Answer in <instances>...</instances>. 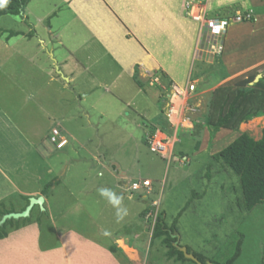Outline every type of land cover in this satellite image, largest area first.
<instances>
[{"label":"rangeland","instance_id":"rangeland-1","mask_svg":"<svg viewBox=\"0 0 264 264\" xmlns=\"http://www.w3.org/2000/svg\"><path fill=\"white\" fill-rule=\"evenodd\" d=\"M217 1L31 0L23 16L0 18V34L36 32L48 48L53 42L54 58L64 59V80H58L64 83L67 139L61 159L55 152L52 156L64 168L58 183L46 189L53 192L54 206L50 211L34 206L27 217L13 218L17 226L29 223L0 241V264H64V246L58 239L59 234L64 237V227H69L73 245L68 249L71 261L78 264H109L108 256L96 248L106 245L118 229L140 237L139 258L131 256L124 264H192L166 258L167 248L152 238L155 213L141 215L148 203L164 214L169 226L176 221L180 246L205 261H225L241 242L235 264H264V203L245 210L238 177L212 157L242 132L258 140L264 114L242 122L238 131H215L206 122L211 92L264 56V30L252 32L253 21L229 23L217 55L210 37L185 9V4L201 3L206 15L231 18L251 7L257 19L264 3L232 0L233 5L216 8ZM49 26L62 31L64 47L49 37ZM18 38L23 47L38 42ZM116 49L138 54L128 74L119 69L123 60ZM189 76L197 85L195 110L187 113L190 129H178L179 141L168 161L143 143L145 129L154 124L171 137L162 113L165 89L170 82L184 86ZM53 128L59 129L56 123ZM143 179L151 182L150 190L127 189Z\"/></svg>","mask_w":264,"mask_h":264},{"label":"crops","instance_id":"crops-1","mask_svg":"<svg viewBox=\"0 0 264 264\" xmlns=\"http://www.w3.org/2000/svg\"><path fill=\"white\" fill-rule=\"evenodd\" d=\"M260 2L263 4L264 0H260ZM218 5L223 7L233 5V2L227 0L224 3L218 2ZM218 5L216 4V8ZM259 9L261 10L257 14V19H255L254 8H241L240 11H252V32L264 30V6ZM108 20L110 23L116 22L114 17H108ZM50 28L49 26V37H53L57 40V45L64 47L62 31H51ZM6 32L8 31L0 34V211L20 212V208L26 205V198L29 200L39 196L43 198L42 208L44 211H50L55 204L53 192L43 193V189L46 183L54 181L58 183V178L64 175L63 164L56 165L52 156L55 152V158L60 160L59 152L67 145L63 126L64 83L58 80V77L64 80V59L60 62L54 58L56 47L53 42H50L51 47L48 48L45 41L38 37L36 32L28 35L27 31H14L18 32V35L14 36H9ZM239 32L244 31L241 28ZM19 35L21 39H26L27 43L37 38L41 47L37 46L38 42H35V46L29 47L28 45L27 47L19 45ZM13 37L16 41L12 40ZM222 37L223 35L213 40L222 45ZM213 40H209V45L214 42ZM13 41L14 43H12ZM130 47L138 53L137 48ZM124 52V50L122 52L117 50L116 54H119L120 59L123 60L122 64L119 63L121 65L119 69L123 67L122 71L126 70L127 72L131 59L138 57L139 53H131V51L129 55H126ZM109 53L114 58L116 57L114 52L111 53L109 50ZM139 56L141 55L139 54ZM115 60L118 61L116 58ZM225 63H222L224 70ZM262 64H264V56L237 72L243 74L259 68ZM231 74L233 72L227 75ZM53 123H56L58 130L53 128ZM54 130L57 132L56 134L53 133ZM60 142H66V145L58 148L56 144ZM176 143L172 149V155ZM60 168L62 171L57 174ZM34 206L39 207V205H33L30 212ZM28 223L18 227H8L4 239L22 230ZM68 230L69 227H64V237L62 234L58 235L60 243L64 246V264H78L75 260L71 261L70 251H68L72 245L67 237ZM119 231V229L115 232L112 231L109 236L110 241L106 245H97L96 248L98 254L104 253L103 255L108 256L109 264L130 262L131 256L139 258L140 242L137 240L140 238L139 234L131 235V233H120ZM2 240L0 239V241ZM61 241H64V244Z\"/></svg>","mask_w":264,"mask_h":264},{"label":"trees","instance_id":"trees-1","mask_svg":"<svg viewBox=\"0 0 264 264\" xmlns=\"http://www.w3.org/2000/svg\"><path fill=\"white\" fill-rule=\"evenodd\" d=\"M30 1L0 0V18L5 15L23 16L24 9ZM217 17L229 18L230 16L219 15ZM8 35H18V32L10 31ZM257 76L260 78L257 79ZM246 87L249 88L245 89ZM262 114H264V64L259 68L252 69L229 80L221 87L213 90L208 104L206 122L215 131L221 129L238 131V127L242 122ZM212 157L220 161L238 177L242 195L241 204L245 210L250 211L256 205L264 203V128L258 140L242 132ZM52 183H55V181L45 184L43 193H46V189ZM26 203H28V198H26ZM11 212L13 210H2L0 216ZM147 212L155 213L152 238L160 240L167 248L165 252L166 258L175 262L189 261L192 264H196L192 260L186 259L179 250L181 246L179 244L176 221H173L169 226L165 221L164 214L157 212L154 206L149 203L141 212V215ZM14 220L9 218L0 225V239L7 235L8 227H18L13 223ZM187 252L190 253L188 249ZM240 252L241 242H237L233 253L225 261L210 260V262L212 264H235ZM192 254L200 263H205L206 259L204 257L195 253Z\"/></svg>","mask_w":264,"mask_h":264},{"label":"built area","instance_id":"built-area-1","mask_svg":"<svg viewBox=\"0 0 264 264\" xmlns=\"http://www.w3.org/2000/svg\"><path fill=\"white\" fill-rule=\"evenodd\" d=\"M185 9L189 12L188 17L190 20L198 23L201 29H203L204 35H206V37L209 36L210 40H215L224 35L226 27L231 22L240 23L253 20V13L251 10L236 12L231 18H218L217 16H207L205 9L201 7V3L196 5L189 3L186 5ZM210 44L214 53L220 55L222 52V45L215 41ZM165 90L167 93L165 95L166 102L162 113L166 125L169 127L168 129L171 137L168 136L169 134L165 128H158L156 125L151 124L149 126L147 125L146 128L148 129H145L143 142L152 153L169 161L173 159L172 149L174 144L178 141L176 136L178 129H182V131L190 129L189 126L191 122L190 119L187 118V113H192L195 110L192 101L196 97L197 86L195 81L189 76L184 86H179L174 82H170ZM53 133L56 134L57 132L54 130ZM56 146L61 148L63 147V143L60 142L56 144ZM150 187L151 182L147 179H143L132 182L127 189L133 193L139 190L148 191Z\"/></svg>","mask_w":264,"mask_h":264},{"label":"water","instance_id":"water-1","mask_svg":"<svg viewBox=\"0 0 264 264\" xmlns=\"http://www.w3.org/2000/svg\"><path fill=\"white\" fill-rule=\"evenodd\" d=\"M258 78V76H257ZM42 202H43V198L42 196H39L37 198H30L29 199V203L27 205V207L22 211V212H12V213H8L3 215V217L0 220V225L9 218H24L27 217L29 215L30 209L33 205H39L42 208ZM179 250L184 254V257L186 259L192 260L193 262H195L196 264H202L200 263L197 258L192 254V253H188L187 249L185 247H180ZM204 264H212L210 261H205Z\"/></svg>","mask_w":264,"mask_h":264},{"label":"bare ground","instance_id":"bare-ground-1","mask_svg":"<svg viewBox=\"0 0 264 264\" xmlns=\"http://www.w3.org/2000/svg\"><path fill=\"white\" fill-rule=\"evenodd\" d=\"M222 1H223V0H222ZM222 1H221V2H222ZM226 1H227V0H226ZM218 2H220V0H219ZM232 2H233V1H232ZM188 4H189V3H188ZM227 4H228V3H227ZM185 5H187V4H185ZM193 5H194V4H193ZM217 5H218V4H217ZM224 5H225V4H224ZM210 6H211V5H210ZM210 6H209V7H210ZM209 9H210V8H209ZM256 118H257V117H256ZM130 253H131V252H130ZM132 253H133V252H132ZM132 253H131V254H132Z\"/></svg>","mask_w":264,"mask_h":264}]
</instances>
